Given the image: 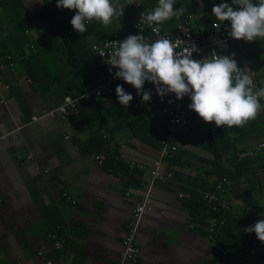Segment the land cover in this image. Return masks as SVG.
<instances>
[{"label": "crops", "instance_id": "1", "mask_svg": "<svg viewBox=\"0 0 264 264\" xmlns=\"http://www.w3.org/2000/svg\"><path fill=\"white\" fill-rule=\"evenodd\" d=\"M186 1L191 15L185 12L172 25L191 17L195 33L204 34L209 24L202 10L208 0ZM112 2L125 5L124 15L107 28L97 21L88 24L80 35L89 45L130 28L136 18L123 0ZM142 2L145 8L151 0ZM51 9L61 11L56 0H0V78L11 84L3 101L0 91V264H116L124 247L125 223L135 201L148 191L150 202L137 233L141 264H220L215 256L222 240L235 251L249 250L246 236L223 233L210 239L191 229V208L186 197H179L183 187L178 179L149 187L159 148L134 134L133 126L139 130V123L132 101L125 107L118 99L112 103L94 97L79 117L34 119L85 88L71 68L62 39L47 21ZM9 56L15 70L9 67ZM253 63L264 87V55ZM192 111L189 108V116ZM97 135L107 141L102 151L108 159L144 165L139 187L129 184L126 173H112L84 151V143ZM263 138L264 124L233 142L250 151ZM181 149L174 163L181 170L203 169L205 161L213 159L211 152L187 141ZM258 158L264 163V152ZM257 177L264 186V167ZM250 206L253 203L239 200L232 211L244 212ZM59 236L66 239L60 249L54 247Z\"/></svg>", "mask_w": 264, "mask_h": 264}, {"label": "clouds", "instance_id": "2", "mask_svg": "<svg viewBox=\"0 0 264 264\" xmlns=\"http://www.w3.org/2000/svg\"><path fill=\"white\" fill-rule=\"evenodd\" d=\"M175 0H158V5L140 14L141 21L149 26L159 25L173 18L179 20L187 12L181 6L174 8ZM238 6V7H234ZM57 7L77 10L70 23L82 36L92 21L104 27L114 19L124 15L125 5L114 4L112 0H57ZM212 13L217 21L230 22L229 36L236 40L252 42L264 38V0H231L214 5ZM139 27V25H138ZM106 48L112 51L99 55L103 62L113 69L114 77L123 79L137 89L142 103L151 100V90L145 91V82H152L157 93L163 98L174 93L177 99L188 96L189 108L194 110L205 122H215L217 127H243L256 119L264 105V87L254 84L252 70L238 67L232 55H219L212 51L210 57L201 60L193 58L197 49L176 51V44L167 38H159L151 43L141 34L129 35L123 41H106ZM118 102L127 107L133 100L132 94L123 85L116 86ZM255 233L264 243V219L244 229Z\"/></svg>", "mask_w": 264, "mask_h": 264}, {"label": "trees", "instance_id": "3", "mask_svg": "<svg viewBox=\"0 0 264 264\" xmlns=\"http://www.w3.org/2000/svg\"><path fill=\"white\" fill-rule=\"evenodd\" d=\"M177 3L186 7L187 15H191L189 12L190 7L186 0H175V4ZM217 4H219V0H208V3H206L202 10V14L209 24V27H211L213 21H217L212 13L213 6ZM157 5L158 0H151L150 3L146 4L145 9L150 11ZM128 7L132 9L131 6ZM75 12L76 10L61 8V11L57 13L51 9L47 11L46 15L52 32L57 34L63 41L65 53L71 68H73L75 74L86 86L108 74L109 70L107 67L109 66L101 64L100 58L92 49V45L85 42L80 33L73 29L70 21ZM62 16L66 20H63ZM134 20L130 28H124L119 32L114 31L108 36L118 34L124 39L129 35H137V31L134 29ZM172 20L174 18L171 21L169 20L170 22L165 21L161 24L162 29L167 30L173 28L176 24L172 25ZM221 23L223 25V35L232 39L229 36L230 22L225 21ZM93 26L96 27V25ZM232 48L235 51L233 58L239 64L244 55H248L252 59L264 55V38H257L252 42L233 39ZM118 84L123 85L125 91L133 96L130 84H127L124 80ZM115 99L118 98L114 90L112 94L107 96L106 101L113 103ZM130 106L136 112V121L139 123V130L136 129V125L133 126L134 134L160 149L162 139L167 130L166 123L159 118L149 119L143 111L134 107L133 100ZM200 119L201 117L193 110L191 115L186 119L190 130L184 140L208 150L213 154V159L204 160L207 166L203 169H197L194 172L181 170L174 165V163L179 162L178 155L183 151L181 149L178 155L166 162V169L170 172L174 180L178 179L182 183L183 191L188 194L186 203L191 208V215L194 220L205 221L207 219L206 213L208 205L202 197L203 191L216 187L223 178L231 181V185H226L227 193L234 195L238 200H243L248 204L253 203V206H250L244 212H227L225 215L227 222L221 229L223 233L232 234L233 236L242 235L244 239L246 236L247 241L250 243L256 234L254 232L246 233L244 229L249 225H254L258 220L264 219V202H262L264 201V186L257 177L258 172L264 167V163L258 158L260 153H256L255 155L248 154L249 151L237 148L233 141L237 136L261 128L264 124V117L257 115L256 119L250 120L245 126H234L231 128L227 126L217 127L215 122L208 123ZM106 143L107 141L103 135H97L88 139L84 143L83 148L85 152L95 155L103 152L102 150ZM104 165L112 173H126L129 176V184L131 186L139 187L141 185L143 170L140 167L131 169L120 157L109 159L107 157ZM243 176L246 179L245 187L239 182V179ZM215 215L220 214L216 213ZM200 232L204 233L205 231ZM224 241H219L222 249L219 253H216V261L222 264H264L263 249L258 250L256 254H252L250 250H246L247 248H242L241 251H235L236 248L233 245H228L229 243L227 244Z\"/></svg>", "mask_w": 264, "mask_h": 264}, {"label": "built area", "instance_id": "4", "mask_svg": "<svg viewBox=\"0 0 264 264\" xmlns=\"http://www.w3.org/2000/svg\"><path fill=\"white\" fill-rule=\"evenodd\" d=\"M123 2L131 6L136 11V18L134 20V29L137 31V35L141 34L146 38V42L151 43L159 38H167L176 44V51L182 52L190 50L193 46L197 51L193 52V58L197 60L210 57L212 51H215L219 55H232L234 57L235 51L232 48L233 39L223 35V25L221 22L213 21L211 27L207 29L204 34H196L192 23L191 17L186 18L178 22L173 28L164 30L159 25V32H154L153 28L157 27L155 24L149 26L147 22L141 21L140 14L147 12L144 8L142 0H123ZM224 0H219V3ZM228 2V0H227ZM63 20H66L62 16ZM96 22L95 20L91 23ZM139 25V27H138ZM125 39V38H124ZM118 34L113 36L104 37L92 44L93 51L100 58L102 65H107L103 62L104 58L99 55L100 51H104L106 54L112 51L111 48L105 47L106 41H123ZM9 67L11 70H15V62L12 56L8 57ZM110 67V66H109ZM238 67H247L252 70L254 84L257 87H263L259 80L257 68L253 63V59L244 55L238 64ZM3 66L0 65V72ZM112 72H108L105 76L97 79L95 82L87 84L83 92L75 96H65L62 103L55 108H52L46 112L43 116L34 117L35 120L41 117L59 118L62 120L70 119L72 117L81 116L82 109L85 103L92 98H101L106 100L109 94H112L116 85L123 81V79L114 77ZM30 81V80H29ZM11 87L9 82H5L0 78V91H2V101L5 99L4 92L8 91ZM133 93L134 107L144 112L149 119L159 118L166 123L167 130L164 138L162 139L159 154L155 161L153 168L151 169V182L149 187L156 181H170L172 175L166 169V162L174 158L181 150L182 142L184 138L189 134V126L186 123V119L189 117V104L191 100L188 96L183 99H177L174 93L165 95L163 98L157 93L156 86L152 82H145L144 90H151V100L142 103V96L137 94V89L130 85ZM264 105L263 99L260 101ZM264 117V107L259 112ZM203 120L202 118L200 119ZM84 125H88L87 120L82 121ZM226 127V126H223ZM264 152V138L257 144L253 150H250L248 154L263 153ZM94 159L100 165H104L107 160V155L104 152H100L94 155ZM132 169L136 167L144 168V165H138L135 163H128ZM241 185L245 187L246 179L241 177L239 179ZM231 181L227 178H223L214 188H209L203 191V199L208 205L207 219L194 220L193 216L189 217L190 228L196 231H205V235L210 239H215L218 235L223 233L221 229L227 222L225 217L226 213L232 211L234 206L238 204L239 200L227 193L226 185H231ZM233 186V185H232ZM231 186V187H232ZM68 200L75 202L71 195L65 193ZM188 194L185 191L179 193L180 198L187 197ZM150 202V191L146 192L141 198L135 201L132 216L125 223V235L123 238V250L119 256L116 264H141V247L137 241V233L141 225L143 215L146 207ZM219 213L220 215H215ZM66 239L62 236L55 237L54 247L63 248L65 246ZM261 241L257 239V236L253 237V241L250 242L249 250L252 254H256L260 249ZM51 264V262H48ZM220 264H222L220 262Z\"/></svg>", "mask_w": 264, "mask_h": 264}, {"label": "rangeland", "instance_id": "5", "mask_svg": "<svg viewBox=\"0 0 264 264\" xmlns=\"http://www.w3.org/2000/svg\"><path fill=\"white\" fill-rule=\"evenodd\" d=\"M228 3H230V4H231L230 0H228ZM254 3H257V2H256V1H254ZM234 7H236V6H234Z\"/></svg>", "mask_w": 264, "mask_h": 264}]
</instances>
